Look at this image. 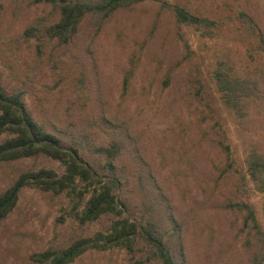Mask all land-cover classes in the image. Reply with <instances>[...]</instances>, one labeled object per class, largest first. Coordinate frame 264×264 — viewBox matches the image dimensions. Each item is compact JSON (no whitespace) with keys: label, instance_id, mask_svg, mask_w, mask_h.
Returning a JSON list of instances; mask_svg holds the SVG:
<instances>
[{"label":"rangeland","instance_id":"1","mask_svg":"<svg viewBox=\"0 0 264 264\" xmlns=\"http://www.w3.org/2000/svg\"><path fill=\"white\" fill-rule=\"evenodd\" d=\"M173 4L210 20L181 23ZM239 8L264 33V0H146L85 17L64 42L46 32L60 17L52 5L0 0V85L23 92L35 118L101 175L99 148L117 144L125 203L121 215L81 224L90 193L80 202L27 186L0 223V264H36L34 253L123 217L155 222L172 251L183 249L180 264H264V54L233 20ZM41 168L65 169L44 155L1 164L0 193ZM151 252L139 239L70 264H162Z\"/></svg>","mask_w":264,"mask_h":264},{"label":"trees","instance_id":"2","mask_svg":"<svg viewBox=\"0 0 264 264\" xmlns=\"http://www.w3.org/2000/svg\"><path fill=\"white\" fill-rule=\"evenodd\" d=\"M143 1L146 0H34L36 3L49 4L57 9L59 20L50 24L46 32L51 38H59L64 42L76 34L85 17L107 16L121 8ZM171 8L181 23L207 25L210 20L191 14L178 4H173ZM234 12V17L231 16L233 20L240 22L251 36L256 37L264 54V33L255 18L241 8ZM237 82L240 80L227 83L237 85ZM3 134H7V138L0 142V165L44 155L61 162L65 169L62 174L52 168L21 173L0 193V223L16 207L22 190L30 185L56 193L65 191L75 193L80 202L86 193H90L84 208L77 213L81 224L93 222L104 214L115 212L121 215L125 211V203L118 193L123 183L117 170L120 155L117 144L99 148V152L105 157L102 165L105 173L101 175L83 158L80 147L66 145L55 129H47L35 118L26 105L23 92L7 93L0 85V135ZM224 150L230 155L228 146L224 147ZM80 185L84 188L81 189ZM78 207L79 205L76 208ZM139 239L151 249V256L160 260L162 264H180L181 256L184 260L183 249L179 247L172 251L155 222L149 220L147 224H142L128 217L115 220L106 233L99 232L93 237L76 239L62 249L48 248L34 253L31 258L36 264H70L92 248L107 249L120 246L132 250ZM131 264H146V260L136 259Z\"/></svg>","mask_w":264,"mask_h":264}]
</instances>
